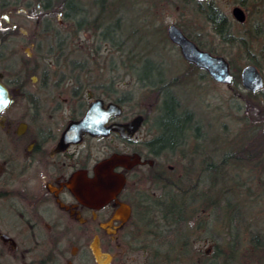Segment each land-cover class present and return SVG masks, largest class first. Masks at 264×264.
Listing matches in <instances>:
<instances>
[{"label":"flooded vegetation","instance_id":"obj_1","mask_svg":"<svg viewBox=\"0 0 264 264\" xmlns=\"http://www.w3.org/2000/svg\"><path fill=\"white\" fill-rule=\"evenodd\" d=\"M34 1L0 0V83L9 92L0 107V264H98L91 248L97 235L113 264L122 260L128 246L143 249L137 243L143 236L171 231L165 222L146 223V212L181 211L187 223L194 212L205 210L206 195L194 200L201 179L190 171L199 149L189 140L196 115L173 87L189 79L199 85L225 83L185 59L169 37V26L175 24L201 50L223 55L219 42L226 41V33L237 37L233 26L245 24L253 6L264 9V0H182L194 17L166 23L156 17L153 30L162 31L161 39L186 67L170 73L166 62L159 61L132 77L104 79L73 77V71L64 76L58 70L67 64L58 61L42 62L43 71L37 70L40 63L30 61L31 48L45 37L49 49H63L64 44L79 48L81 29L86 28L73 38L72 28L84 17H50L46 3ZM236 6L245 21L233 15ZM35 8L43 10L42 17ZM34 19L35 29L30 30ZM57 27L74 42L64 43L63 36L51 43L49 38L60 32ZM89 64L70 65L83 70ZM165 100L185 117L180 132L164 125ZM92 108L95 117L89 126H78ZM196 124L198 138L201 123ZM152 225L154 231L145 230Z\"/></svg>","mask_w":264,"mask_h":264},{"label":"rangeland","instance_id":"obj_2","mask_svg":"<svg viewBox=\"0 0 264 264\" xmlns=\"http://www.w3.org/2000/svg\"><path fill=\"white\" fill-rule=\"evenodd\" d=\"M41 1L49 7L50 17H66L67 12L79 19L84 17L78 25L86 29H81L80 49L76 44L67 49L64 44L63 51L55 50L50 58H44L50 47L47 37L43 38L41 46L31 48L34 56L30 61L40 63L37 68L39 72L43 71L42 62L58 61L67 64L63 70H58L65 72L64 76H69L70 71H73V77L127 78L131 77L127 74L131 66L129 63L136 62L141 53L166 62V70L170 73L182 71L186 67L175 49L161 39L162 31L153 30L156 17H163L164 23L176 17H194L182 0L172 3L166 0ZM73 4L80 7L79 12ZM63 6L67 12L61 15L58 12ZM262 6L252 7L245 24L233 26L237 34V37H232L233 43L219 42L217 50L226 56L234 70L241 69L252 57L258 61L264 73ZM260 9L262 12L258 13ZM42 11L35 8L37 16L42 17ZM35 26L34 19L29 29L34 30ZM56 29H60V32L55 34V38H49L51 43L62 41L63 36H67L63 39L64 43L72 40L67 32H62L63 28ZM77 30L71 32L73 38L80 31ZM18 56V60L22 61L20 52ZM80 61L89 62L88 68H71V63ZM173 88L184 104L194 111L195 120L201 123L199 137L194 136V129L189 139L199 147L190 171L194 179H201L198 188L212 185V196L217 203L207 213L205 210L193 213V220L183 225L191 232L190 242L173 246L171 260L174 264L179 261L183 264H264V159L255 157V149L263 147L264 143H253L251 139L252 135L257 136V129H262L264 123L260 97L255 100L246 98V92L239 83H234L230 88L226 84L216 85L208 81L205 85H199L189 79ZM162 110L166 112L164 105ZM234 154L237 158L233 157ZM216 163L222 164L220 178L211 182L208 168ZM149 238L147 235L145 240ZM128 247L122 260L118 259L113 264H155L154 248L146 245L143 249L136 248V245L135 248ZM161 248L165 253L167 246ZM163 260L164 257L156 262L160 264Z\"/></svg>","mask_w":264,"mask_h":264},{"label":"trees","instance_id":"obj_3","mask_svg":"<svg viewBox=\"0 0 264 264\" xmlns=\"http://www.w3.org/2000/svg\"><path fill=\"white\" fill-rule=\"evenodd\" d=\"M73 0H71L72 2ZM67 4V2H66ZM68 5V4H67ZM73 7L77 10V12L80 11V7L76 4H73ZM49 8V7H48ZM61 8H64L61 7ZM67 12V11H66ZM66 17H69L72 19L73 15H70L69 12L66 13ZM76 17V15H75ZM95 28H98V26H96ZM77 29L78 27L72 28L73 31H78ZM225 40L226 42H232L234 40V38H232V36H230L228 33L225 34ZM233 43V42H232ZM41 46V45H40ZM41 48V47H40ZM39 48V49H40ZM246 49H248V46L246 47ZM57 50H62V48L58 47ZM53 52L46 53L48 54V56H51ZM146 53V52H144ZM144 54L141 53V56L136 59V62H130L129 64L131 65L128 69L127 72H129L132 76H135V72H143L145 71L144 69L147 68H151L153 69V64L156 62H159L160 60L154 59V56L152 57H147ZM264 56V55H263ZM250 61L256 65H259L258 61H256L254 58L250 57ZM231 64V63H230ZM232 66V65H231ZM233 68V67H232ZM234 70V69H233ZM240 68L238 70H234L235 73V82H239L240 81V74H239ZM149 77H151V75H149ZM242 95V93H241ZM246 98H252L253 100H255L256 97H260V104L261 107L264 108V92H260V93H255V92H246V94H244ZM163 105L165 107V120H164V125H166L167 129H169L171 132H180L181 131V127L183 124V121L185 119L184 115H178L174 113V108H173V103L172 101H164ZM264 112V109H263ZM188 115L189 112L187 113ZM175 117V118H174ZM197 121L194 120L193 124H195L194 129H197ZM251 124V123H250ZM251 126H253L251 124ZM257 136L252 135L251 139L253 140V143H256L257 141L264 143V132L263 130L259 127L257 129ZM195 132V131H194ZM194 134V133H193ZM194 136L196 137V135L194 134ZM254 145V144H252ZM255 150H257V153H255V157H258L259 159H264V145L263 147L258 146ZM263 152V153H262ZM234 158H237V156L234 154L233 155ZM239 157V156H238ZM212 164V163H211ZM222 166V164L220 163H216L213 164L211 167H208V172H209V180H211V182H214L216 180H218V178H220V167ZM198 190V191H197ZM195 194H194V200L196 201L197 198H202L203 196H208V203L205 204V212L207 213L210 209V207L214 206L217 203L216 198H214L212 196V185L209 184V187L207 188H200V189H196L195 188ZM229 203V202H228ZM169 207L173 206V204H168ZM182 204H178V206H180ZM195 213V212H194ZM155 216V217H153ZM187 214L181 211H176L174 212V210L171 211H163L161 213H156L153 214L151 216L150 212H146V219L145 222L146 223H157V222H165L169 226V229H171L170 232L166 233L165 236H160L157 233H154L152 238H149L147 240H145L146 236L143 238L141 245H146L150 248H154V263L157 264L156 260H158L159 258H163L164 260L160 263V264H174V262L171 260V249L173 246H175L177 243L180 244H188L190 242V234L191 232L186 228V226L184 227L183 225L186 223ZM154 225L152 226H148L146 227L145 230H153ZM183 228H185L186 230H183ZM154 231V230H153ZM171 233V235H170ZM182 242V243H181ZM167 246L166 252L164 253V251L162 250V246ZM167 257V258H166ZM170 258V259H169ZM169 259V260H167ZM180 263V261H179ZM178 263V264H179ZM180 264H183L182 262Z\"/></svg>","mask_w":264,"mask_h":264},{"label":"water","instance_id":"obj_4","mask_svg":"<svg viewBox=\"0 0 264 264\" xmlns=\"http://www.w3.org/2000/svg\"><path fill=\"white\" fill-rule=\"evenodd\" d=\"M233 15L239 21H245L246 19L244 11L238 6L233 9ZM169 37L181 47V52L188 61L206 68L217 81L225 82L228 85L232 83L233 73L231 72L228 60L224 56L214 55L208 51L201 50L196 43L187 38L175 24L169 26ZM241 77L243 86L251 91L260 90L264 86V77L254 64L245 65L242 69ZM8 100V89L3 83H0V107L5 105ZM94 115L95 110L92 108L88 112L86 118L78 123V126L79 124H81L82 127L89 126L91 119L95 117ZM74 125L75 124L72 126ZM91 248L98 264L110 263L112 255L101 249L98 235L95 236Z\"/></svg>","mask_w":264,"mask_h":264},{"label":"bare ground","instance_id":"obj_5","mask_svg":"<svg viewBox=\"0 0 264 264\" xmlns=\"http://www.w3.org/2000/svg\"><path fill=\"white\" fill-rule=\"evenodd\" d=\"M123 213H125V212H123Z\"/></svg>","mask_w":264,"mask_h":264}]
</instances>
